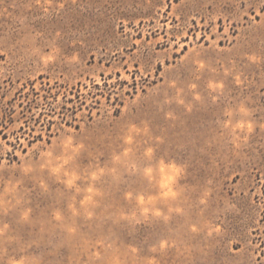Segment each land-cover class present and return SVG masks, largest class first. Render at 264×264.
Returning <instances> with one entry per match:
<instances>
[{
    "label": "rangeland",
    "instance_id": "1",
    "mask_svg": "<svg viewBox=\"0 0 264 264\" xmlns=\"http://www.w3.org/2000/svg\"><path fill=\"white\" fill-rule=\"evenodd\" d=\"M61 3L46 15L35 0H0V228L8 225L0 264H264V61L247 59L264 57V0ZM31 36L44 54L54 42L55 63L44 67L26 42ZM233 63L242 84L224 74ZM219 80L223 94L209 87ZM180 99L193 105L190 112ZM241 102L257 128L237 155L223 123ZM241 118L237 111L233 120ZM133 125H147L149 135L132 133L129 145ZM69 136L86 147L65 150ZM49 151L53 163L42 167ZM64 155L73 157L64 171L80 177L73 187L51 170ZM162 161L184 168L176 199L160 197ZM147 167L155 179L144 175ZM99 168L105 172L93 181ZM90 185L99 193L92 219L81 206ZM141 195L157 197L148 207L169 219L145 213ZM162 241L169 246L160 250ZM97 251L102 259H90Z\"/></svg>",
    "mask_w": 264,
    "mask_h": 264
},
{
    "label": "clouds",
    "instance_id": "2",
    "mask_svg": "<svg viewBox=\"0 0 264 264\" xmlns=\"http://www.w3.org/2000/svg\"><path fill=\"white\" fill-rule=\"evenodd\" d=\"M75 2V0H73ZM35 4L40 7L43 12L48 15L51 14L52 11H55L57 9H62L64 7V4L61 3L59 5L56 4V0H35ZM31 6V5H29ZM40 34L37 33L36 36H39ZM36 36H31V37H26V42L31 43L33 45L32 52L34 55H39L40 61L44 65V67H48L49 65L53 64L56 62L57 56L60 52V49L55 46L54 42L50 47V51L47 54L42 53V50L39 47L35 46V41H36ZM60 36V33H57V37ZM247 59L251 63H260L264 61V57L252 54L248 55ZM71 62H78L79 57L78 55H74L73 57L70 58ZM197 65L199 66L200 69H203L207 67V64L205 61L197 59L195 61ZM224 74L227 75H233L235 74V81L237 84H242L243 81L241 80V73H238L236 70V65L233 63L232 68H229L227 66L224 67ZM173 86L174 82H173ZM192 89L195 90L197 88L196 84L191 85ZM209 87L213 90L218 92L219 94H223V90L225 87L224 81L219 80V81H210L209 82ZM182 91V90H181ZM194 100H201L202 97L198 92L194 94ZM218 99V97H217ZM180 104H184L187 110L190 112L192 110L193 105L191 103L185 104V101L183 99L179 100ZM239 112L241 115V119L236 120L234 122L233 117L236 114V112ZM226 115L229 117L228 120H226L223 123V128L227 130L228 135L231 136V143L233 144L234 148L237 150V155H239V151L243 149L249 142L250 138L255 134L256 128H257V123L255 120L251 119L253 115V109L249 108L246 103L241 102L238 109L236 110H231L229 109L226 112ZM167 116L171 119H176L175 114L172 112L167 113ZM261 127H264V125H261ZM132 133L136 134H144V135H149V128L147 125L143 129H140L133 125L130 129V133L128 136H126L125 143L126 144H133L135 142V137L132 135ZM156 140L159 143H163V137H157ZM65 150L68 148H72L73 153H78L81 149L85 148L84 143H80L79 145L73 146V137L69 136L66 141H65ZM132 148L128 147L124 150L122 156L124 158H129L132 154ZM155 152V149L152 147H148L145 150V156L151 158ZM44 156L49 157L48 161L46 164L42 165V167H49L52 165L53 161L51 159L52 153L49 151L47 153L43 154ZM72 156L64 155L61 157H56V160L62 161L61 163L57 164L56 166L52 167V172L59 175L62 171L65 176L68 177V179L65 181V183L69 187H73L76 185L77 180L80 179L79 175L76 174L75 172H67L64 171L65 165H67L70 160L72 159ZM114 159L116 161H121L122 157L121 156H115ZM132 169H136L137 165L135 163L131 164ZM25 171H30V169H25ZM114 171V170H113ZM156 169L153 167H147L144 169V175L149 177L150 179H155L154 173ZM159 171L161 173V180H160V188H161V193L160 197L164 199H176L179 196V192L176 190V183L179 179V177L183 174L184 168L180 165H177L175 162L165 165L163 161L161 162V166L159 168ZM105 172L104 168H99L97 171H93L91 173V178L93 181L97 180L101 175H103ZM41 184L43 187L47 188V185L41 181ZM12 189H9L11 191ZM77 191H80L79 188H77ZM87 195H85L84 199L81 201V206L84 207L87 218L92 219L95 215L94 211H92L93 208L97 206V202L94 199V196L99 194L98 190L93 186L90 185L86 189ZM131 193L128 194L129 198H131ZM206 196L208 195L207 193L205 194ZM157 197L150 196L148 197L147 200H145L144 196L141 195L138 197L140 205L143 207V211L145 213H148L149 211L154 212V215L156 216H164V219L167 220L169 219L168 216L164 215V213L158 209V208H150L148 205L154 204V202L157 200ZM202 203H206V199L201 201ZM72 208L73 214L78 215L79 212L76 209L75 205H70ZM30 211V210H29ZM29 211H26L23 215L25 219H28L29 217ZM169 211H176V212H182L183 209L181 208H175V209H169ZM54 218L56 221L63 222L64 221V216L60 211L54 212ZM66 230L69 233L75 234L77 229L74 226H69L65 225ZM8 225H4L3 228H0V236L4 235L7 232ZM200 229L196 226H192V231L196 232L199 231ZM211 234V233H210ZM11 239V238H9ZM169 246L167 241H162L160 244V250L166 249ZM133 253L137 251V249L133 248L131 249ZM153 251H157L156 248H153ZM7 250L2 249L0 250V259L3 258L4 255H6ZM90 259H102L101 254L97 251L93 253L90 257ZM27 258H21L20 260H16L15 258H10L8 260V264H26ZM147 264H160V262L152 258L147 261Z\"/></svg>",
    "mask_w": 264,
    "mask_h": 264
},
{
    "label": "snow or ice",
    "instance_id": "3",
    "mask_svg": "<svg viewBox=\"0 0 264 264\" xmlns=\"http://www.w3.org/2000/svg\"><path fill=\"white\" fill-rule=\"evenodd\" d=\"M50 142V141H49Z\"/></svg>",
    "mask_w": 264,
    "mask_h": 264
}]
</instances>
